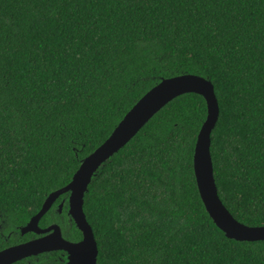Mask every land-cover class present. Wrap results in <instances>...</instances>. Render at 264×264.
Returning <instances> with one entry per match:
<instances>
[{
    "label": "trees",
    "instance_id": "1",
    "mask_svg": "<svg viewBox=\"0 0 264 264\" xmlns=\"http://www.w3.org/2000/svg\"><path fill=\"white\" fill-rule=\"evenodd\" d=\"M181 75L214 86L223 205L263 227L264 0H0V224L12 235L0 251L30 239L18 228L146 93ZM206 117L201 96L177 97L92 178L84 213L97 264H264V241L227 239L199 196L193 157ZM64 235L82 240L75 225Z\"/></svg>",
    "mask_w": 264,
    "mask_h": 264
},
{
    "label": "water",
    "instance_id": "2",
    "mask_svg": "<svg viewBox=\"0 0 264 264\" xmlns=\"http://www.w3.org/2000/svg\"><path fill=\"white\" fill-rule=\"evenodd\" d=\"M185 94L201 96L207 106V117L199 131L193 157L197 189L207 214L229 240L248 243L264 241V226L248 227L238 222L223 205L218 194L210 151L211 135L220 113L214 86L202 77L181 75L161 80L157 86L146 93L125 115L106 142L82 161L70 184L51 193L40 211L19 229L21 236L30 233L45 236L0 251V264H15L28 257L53 251L65 252L67 264H97V242L84 213V197L92 178L96 177L105 163L123 149L158 112L174 99ZM65 194L68 195L67 216L82 234V240L77 243L66 241L57 225L45 229L39 228L42 217ZM64 203L63 200L58 205L57 213L60 215L63 212Z\"/></svg>",
    "mask_w": 264,
    "mask_h": 264
},
{
    "label": "flooded vegetation",
    "instance_id": "3",
    "mask_svg": "<svg viewBox=\"0 0 264 264\" xmlns=\"http://www.w3.org/2000/svg\"><path fill=\"white\" fill-rule=\"evenodd\" d=\"M68 198V197H67ZM59 200V199H58ZM57 200V201H58ZM64 200V199H63ZM62 200V201H63ZM57 201L53 204V206H52V208L49 210V212L52 210L53 211V213L56 215L55 217L56 218H59V219H54V221L50 224V225H48L47 227H50V226H53V225H57V226H59V228H60V230H61V234H62V237L66 240V241H69V242H71V243H77V241H70L65 235H64V233L68 230V229H70V228H72L73 227V225H74V223H73V221L67 216V213H66V218L67 219H63L62 218V215H63V212H62V214L60 215V214H58L57 213V208H58V205L60 204V203H58L57 204ZM48 212V213H49ZM66 212H67V209H66ZM48 213H46V215L48 214ZM45 216H43L42 217V219L44 218ZM60 217H61V219H60ZM41 219V220H42ZM41 220L39 221V228L40 229H45V228H47V227H41L40 226V222H41ZM60 224H59V223ZM3 224H4V222H1V224H0V236H1V238H2V240L3 241H5V242H9V239L11 238V234H9V235H7V236H5L3 233H2V231L4 230V226H3ZM19 229H20V227L18 228V230H17V232H16V235L17 236H19V237H28V236H31V238L30 239H28V240H26V241H24V242H22V243H18V244H15V245H11V246H16V245H20V244H25V243H28V242H30L31 240H36V239H40L41 237H43V236H45V235H37V234H34V233H30V234H26V235H24V236H21L20 235V231H19ZM78 242H80V241H78ZM11 246H9V247H11ZM56 254H58L57 256L59 257V261H60V264H67V254L65 253V252H62V251H53V252H48V253H41V254H38V255H36V256H31V257H28V258H26L25 260H23L24 262H27L28 264H32L31 263V260H33V261H35V262H39V260H41L43 257L44 258H46L47 260H48V262H49V264H56L55 263V261H53L51 258H50V256H55ZM23 261H20V262H17V263H21V262H23ZM17 263H15V264H17Z\"/></svg>",
    "mask_w": 264,
    "mask_h": 264
}]
</instances>
